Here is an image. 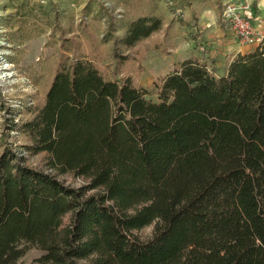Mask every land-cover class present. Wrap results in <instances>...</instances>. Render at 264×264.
<instances>
[{
  "label": "trees",
  "instance_id": "trees-1",
  "mask_svg": "<svg viewBox=\"0 0 264 264\" xmlns=\"http://www.w3.org/2000/svg\"><path fill=\"white\" fill-rule=\"evenodd\" d=\"M199 1L181 3L180 23ZM154 10L111 22L100 42L111 58L161 30ZM189 38L197 54L155 82L156 100L85 54L62 56L43 102L9 126L19 150L1 145L0 264L30 248L42 253L30 264H264V37L221 76ZM149 226V239L133 234Z\"/></svg>",
  "mask_w": 264,
  "mask_h": 264
},
{
  "label": "rangeland",
  "instance_id": "rangeland-1",
  "mask_svg": "<svg viewBox=\"0 0 264 264\" xmlns=\"http://www.w3.org/2000/svg\"><path fill=\"white\" fill-rule=\"evenodd\" d=\"M184 1L190 0H0V152L1 145L19 150L22 137L10 131L9 126L17 123L26 108L43 102L62 56L85 54L107 79H113L115 73L118 78H130L135 86L147 91L149 99L156 100L154 84L172 71L171 56L176 43L180 46L179 56L188 45L197 54L189 33L197 32L203 39L206 30L202 31L197 25L202 11L214 12L218 24L229 31L222 18L226 5L248 6L252 13V3L246 0L224 5L222 0H200L192 2L191 9H182L183 25L178 20V8ZM217 7H220V15ZM154 8L155 14L163 16L161 30L129 50L128 59L122 63L111 58L112 41L106 45L100 43L110 30L111 22L114 25L126 22ZM190 10L194 11L195 21L190 17ZM255 18L253 28L261 34ZM168 26L172 27L170 34H178V37L166 43ZM121 34L117 31L111 36ZM157 47L166 48V53ZM25 156V164L30 168L51 172L44 164L43 155ZM58 180L72 188L85 184L81 178L70 174L61 175ZM152 231L153 226H149L133 234L144 241L151 237ZM41 254L38 249L30 248L15 264H30Z\"/></svg>",
  "mask_w": 264,
  "mask_h": 264
},
{
  "label": "crops",
  "instance_id": "crops-1",
  "mask_svg": "<svg viewBox=\"0 0 264 264\" xmlns=\"http://www.w3.org/2000/svg\"><path fill=\"white\" fill-rule=\"evenodd\" d=\"M234 1L239 2L242 0H222V5ZM246 1L248 3H253L255 0ZM255 2L258 10V15L255 18V24L259 27V29H261V34L264 36V0H256ZM197 25L202 29V31L206 30L203 34L201 45L208 49V53L205 57L207 60H213L215 62L217 73L220 76L225 74L228 65L237 54H246L255 47L240 44L239 41H237L232 35L231 31L218 24L217 17L214 15V12L209 9L200 13ZM179 47L178 43H176L174 52L171 56L172 68L173 64L182 62L191 55H196L192 50L193 48H190L188 45L186 51L184 50L182 52V56H179L181 53Z\"/></svg>",
  "mask_w": 264,
  "mask_h": 264
},
{
  "label": "built area",
  "instance_id": "built-area-1",
  "mask_svg": "<svg viewBox=\"0 0 264 264\" xmlns=\"http://www.w3.org/2000/svg\"><path fill=\"white\" fill-rule=\"evenodd\" d=\"M222 18L242 45L257 46L264 37L253 28L248 6L226 5Z\"/></svg>",
  "mask_w": 264,
  "mask_h": 264
}]
</instances>
